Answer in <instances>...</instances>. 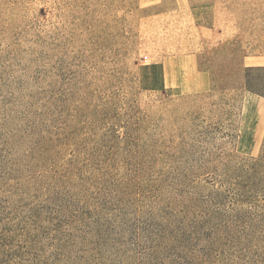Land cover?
<instances>
[{
  "label": "rangeland",
  "instance_id": "obj_1",
  "mask_svg": "<svg viewBox=\"0 0 264 264\" xmlns=\"http://www.w3.org/2000/svg\"><path fill=\"white\" fill-rule=\"evenodd\" d=\"M251 66L264 0H0V264H264Z\"/></svg>",
  "mask_w": 264,
  "mask_h": 264
},
{
  "label": "crops",
  "instance_id": "obj_2",
  "mask_svg": "<svg viewBox=\"0 0 264 264\" xmlns=\"http://www.w3.org/2000/svg\"><path fill=\"white\" fill-rule=\"evenodd\" d=\"M182 64V59H180L178 56H173L165 61V82L168 84L169 78L171 80V85L173 86V74L176 71L175 66H179V64ZM183 76V75H182ZM182 82H178L177 84L180 87H183L185 85H188L189 87H194L192 90H207L211 85L210 77L205 72H195L192 71V74H189V77L186 79L187 84H185L184 79H181ZM186 87V86H185Z\"/></svg>",
  "mask_w": 264,
  "mask_h": 264
},
{
  "label": "trees",
  "instance_id": "obj_3",
  "mask_svg": "<svg viewBox=\"0 0 264 264\" xmlns=\"http://www.w3.org/2000/svg\"><path fill=\"white\" fill-rule=\"evenodd\" d=\"M264 66H251L248 68L247 74H246V86L248 90L254 91L256 93H259L261 95H264V91L259 88V81H256L255 78L251 75L252 72L263 70Z\"/></svg>",
  "mask_w": 264,
  "mask_h": 264
},
{
  "label": "built area",
  "instance_id": "obj_4",
  "mask_svg": "<svg viewBox=\"0 0 264 264\" xmlns=\"http://www.w3.org/2000/svg\"><path fill=\"white\" fill-rule=\"evenodd\" d=\"M145 58L148 59V56H146Z\"/></svg>",
  "mask_w": 264,
  "mask_h": 264
}]
</instances>
